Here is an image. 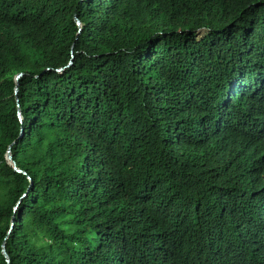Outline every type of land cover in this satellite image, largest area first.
Listing matches in <instances>:
<instances>
[{
	"label": "trees",
	"instance_id": "trees-1",
	"mask_svg": "<svg viewBox=\"0 0 264 264\" xmlns=\"http://www.w3.org/2000/svg\"><path fill=\"white\" fill-rule=\"evenodd\" d=\"M0 264H264V0H0Z\"/></svg>",
	"mask_w": 264,
	"mask_h": 264
},
{
	"label": "water",
	"instance_id": "water-1",
	"mask_svg": "<svg viewBox=\"0 0 264 264\" xmlns=\"http://www.w3.org/2000/svg\"><path fill=\"white\" fill-rule=\"evenodd\" d=\"M7 157H8V158H10V157H11V155H10V152H9V151L7 152Z\"/></svg>",
	"mask_w": 264,
	"mask_h": 264
}]
</instances>
